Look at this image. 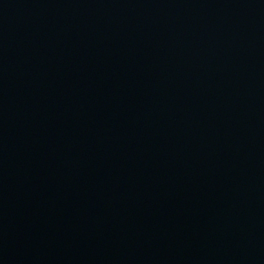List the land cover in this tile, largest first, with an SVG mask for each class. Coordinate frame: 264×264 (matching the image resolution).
Masks as SVG:
<instances>
[{"label":"water","instance_id":"obj_1","mask_svg":"<svg viewBox=\"0 0 264 264\" xmlns=\"http://www.w3.org/2000/svg\"><path fill=\"white\" fill-rule=\"evenodd\" d=\"M0 264H264V0H0Z\"/></svg>","mask_w":264,"mask_h":264}]
</instances>
